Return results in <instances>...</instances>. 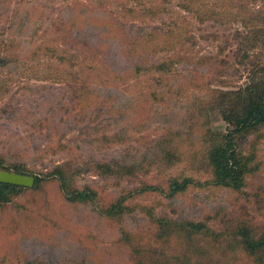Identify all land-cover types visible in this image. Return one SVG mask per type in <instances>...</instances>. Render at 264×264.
<instances>
[{
  "label": "rangeland",
  "instance_id": "rangeland-1",
  "mask_svg": "<svg viewBox=\"0 0 264 264\" xmlns=\"http://www.w3.org/2000/svg\"><path fill=\"white\" fill-rule=\"evenodd\" d=\"M237 1L0 0L3 168L34 176L62 165L72 187L97 193L68 201L50 176L0 202V264H144L148 252L157 264H264L234 238L240 226L264 233V125L238 138L249 162L241 189L205 183L210 141L234 128L218 92L245 85L252 64L241 24L198 17L230 15ZM49 46L98 69L56 62L50 78L33 77L44 64L34 53ZM172 177L205 184L169 195ZM146 185L163 192L136 191ZM121 197L123 211L101 213ZM162 219L222 237L163 234Z\"/></svg>",
  "mask_w": 264,
  "mask_h": 264
},
{
  "label": "trees",
  "instance_id": "trees-1",
  "mask_svg": "<svg viewBox=\"0 0 264 264\" xmlns=\"http://www.w3.org/2000/svg\"><path fill=\"white\" fill-rule=\"evenodd\" d=\"M259 1L263 0H238L235 5L237 8L230 15L198 17L202 21L215 20L220 23H239L244 28V30H239V46L241 50L244 51L243 60L252 64V68L250 69L248 81L245 85L237 89L220 90L218 92L220 96V111L223 118L234 128L225 134L216 136L214 140L212 139L210 141L207 158L212 168L213 179L205 182L223 185L237 190L244 186L246 175L249 172V162L239 150L238 138L264 125V5L262 8L259 7L257 9L250 7V4L252 6V4H257ZM86 13H89L88 7ZM99 15L103 20H107L108 23H110L107 24L108 26L113 27V25H115L116 20L111 22L109 16L105 13ZM86 20L89 21L90 16H87ZM102 34L104 35V33ZM102 34L97 33V42H100ZM241 44L243 46H241ZM135 49H137L136 46ZM251 51H256L254 58L251 55ZM34 56L37 59H44L42 68L33 72L32 76L36 78L42 76L50 78L53 74L52 71L56 67V62L61 64L70 63V65L74 66L73 68H77L76 71H79L81 74L85 73L88 69H94L95 71L98 69L96 65L93 66L86 63L87 58L85 55L81 54V52H69L58 46H49L39 49L38 52L34 53ZM166 64L167 62L160 63V69L165 68L164 66H166ZM136 67V70L140 68V66ZM69 74H71V72L63 71L60 75L58 74L57 78H62ZM4 166L5 163L0 159V170H5L3 168ZM15 166V170L6 171L29 175L27 171L21 169L18 165ZM42 173V175H29L35 178L34 186L50 176H57L60 181V189L68 201L88 203L97 198L96 191L89 186L83 188L72 187L68 177V171H66L62 165L56 166L53 171ZM205 183L190 177H185L183 179L172 177L170 179L168 194L176 195L186 191L192 185H202ZM25 188L24 186L0 182V202L9 201L11 194L18 193ZM147 190L163 192V190L156 185H146L143 188L136 189L137 192ZM124 208V197H121L115 203H112L106 210H101V213L112 217L123 211ZM156 223L163 234H170L173 230H184L192 235L207 232L214 236L215 240L222 237L221 234L213 233L210 227L204 222L187 221L182 224H175L173 227L169 221L163 219L158 220ZM234 238L243 243L245 250H247L249 254L264 259V233L261 235L254 234L249 227L240 226L235 230ZM145 257L147 259L144 264H157L156 261H150L151 254H149V252Z\"/></svg>",
  "mask_w": 264,
  "mask_h": 264
},
{
  "label": "water",
  "instance_id": "water-1",
  "mask_svg": "<svg viewBox=\"0 0 264 264\" xmlns=\"http://www.w3.org/2000/svg\"><path fill=\"white\" fill-rule=\"evenodd\" d=\"M1 60L2 58L0 55V63ZM0 182L24 187H33L35 183V178L33 176L13 171L0 170Z\"/></svg>",
  "mask_w": 264,
  "mask_h": 264
}]
</instances>
